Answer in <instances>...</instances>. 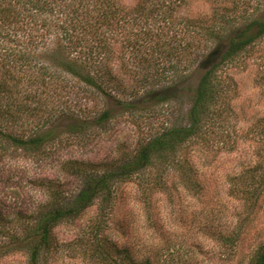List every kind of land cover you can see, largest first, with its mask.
Returning a JSON list of instances; mask_svg holds the SVG:
<instances>
[{
    "label": "trees",
    "instance_id": "obj_1",
    "mask_svg": "<svg viewBox=\"0 0 264 264\" xmlns=\"http://www.w3.org/2000/svg\"><path fill=\"white\" fill-rule=\"evenodd\" d=\"M189 1L0 0V155L8 149L39 154L62 142L64 131L84 135L108 121L110 108L88 116L61 105L73 80L132 112L143 100H169L202 69L184 121L166 126L132 154L79 167L80 183L69 197L54 191L33 210L16 213L15 221L0 210V258L22 253L26 264H47L56 226L96 206L81 238L89 240L95 264H160L158 254L106 236L117 189L134 178L149 192L183 166L186 143L205 140L208 122L222 114L224 67L264 38V0H207L210 15L195 17L180 13ZM250 264H264V244Z\"/></svg>",
    "mask_w": 264,
    "mask_h": 264
},
{
    "label": "rangeland",
    "instance_id": "obj_2",
    "mask_svg": "<svg viewBox=\"0 0 264 264\" xmlns=\"http://www.w3.org/2000/svg\"><path fill=\"white\" fill-rule=\"evenodd\" d=\"M210 7L207 0H190L180 13L208 16ZM201 73L194 70L169 100L142 99L132 112L73 80L61 105L88 116L110 108L111 117L84 135L64 131L62 142L42 153L8 149L0 155V210L8 212L5 220L15 221L16 213L33 210L54 191L69 197L80 183L79 167L132 154L166 126L184 121ZM221 80L228 90L222 114L208 122L205 140L186 143L183 166L170 170L161 187L149 192L134 178L119 185L107 222L111 242L158 254L160 264H250L264 244V38L225 66ZM245 189L252 193L244 195ZM96 213L92 206L56 226L57 245L45 256L47 264H95L88 256L89 240L81 238L87 237ZM26 263L22 253L0 258V264Z\"/></svg>",
    "mask_w": 264,
    "mask_h": 264
}]
</instances>
